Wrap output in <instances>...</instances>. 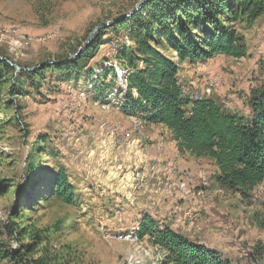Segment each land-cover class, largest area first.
<instances>
[{"label": "rangeland", "instance_id": "374dc122", "mask_svg": "<svg viewBox=\"0 0 264 264\" xmlns=\"http://www.w3.org/2000/svg\"><path fill=\"white\" fill-rule=\"evenodd\" d=\"M138 1L0 0V61L19 67L0 70V241L13 248L30 243L28 257L44 264H165L158 246L135 235L143 211L155 210L229 264H264V229L255 220L264 225V180L241 194L221 189L211 171L206 186L198 171L185 174L172 164L180 198L158 197L155 189L169 175L148 163L157 128L124 114L116 101L93 98L123 83L121 63H129L117 55L134 42L125 27L106 24ZM233 26L244 37V57L183 61L180 75L191 97L213 98L249 119L252 91L264 83V13ZM88 39L96 48L70 70L39 72L75 60ZM60 171L72 203L52 194ZM18 228L30 235L20 237Z\"/></svg>", "mask_w": 264, "mask_h": 264}, {"label": "trees", "instance_id": "16d2710c", "mask_svg": "<svg viewBox=\"0 0 264 264\" xmlns=\"http://www.w3.org/2000/svg\"><path fill=\"white\" fill-rule=\"evenodd\" d=\"M263 13L264 0H148L132 15L110 25L129 30L134 48L129 51L122 47L117 55L129 63H121L125 82L114 89L115 93L110 87L103 97L93 98L100 103L116 101L124 114L165 126L179 151L214 160L216 183L221 189L246 194L264 180V83L252 91L247 119L224 111L213 98L191 97L177 74L184 60L192 63L215 54L244 57V37L233 24L252 22ZM92 44L74 62L43 65L39 72L70 70L76 61L92 54L97 46ZM167 50L175 60L165 54ZM7 69L12 68L1 60L0 70ZM94 84L93 91L102 87L101 82ZM71 190L60 171L55 175L52 194L72 203ZM16 230L20 237L30 235L25 228ZM135 235L139 239L147 236L158 246L164 252L165 264H229L187 232L161 228L147 214L139 219ZM32 247L21 243L13 248L0 241V264H44L42 257H28Z\"/></svg>", "mask_w": 264, "mask_h": 264}, {"label": "crops", "instance_id": "0c3cea01", "mask_svg": "<svg viewBox=\"0 0 264 264\" xmlns=\"http://www.w3.org/2000/svg\"><path fill=\"white\" fill-rule=\"evenodd\" d=\"M187 61L188 63L191 64V62H189L188 60H184ZM183 62V61H182ZM181 63V62H180ZM193 64H191L192 66ZM178 79L180 82H182L185 86V78L183 75H180V69L178 71ZM224 102V101H223ZM226 105L228 104V102H225ZM227 108V106H225ZM250 112V111H249ZM233 113V112H232ZM235 114V113H233ZM237 115L241 116V114L236 113ZM151 127L153 128H157L155 129V131L152 132V139H153V145L155 147V149L152 151L151 156L153 157V161L151 159H149L148 163H157L156 168H158L160 171V175L162 176H166V173L169 175V178H167L168 182L164 181L163 182V187H161L160 189H155L156 190V196L160 197V196H164L168 199H173V198H180V195H178V190L176 189V187H174L175 185L173 183V181H175V170L176 168H172V164H178L179 167L185 172H199L201 178H202V183L201 184H205L206 186H208L210 183L206 178L207 172H213L214 175V182L216 183V175H217V167L214 164V160L207 157V156H195L187 151H179L177 149V144L176 141L172 139L171 136V132L169 131V129H167L165 126L159 124V123H151L150 124ZM157 131L159 132V135L157 133ZM155 158H158L155 160ZM176 158H180L179 160H177ZM209 158V159H207ZM179 161V162H178ZM209 166V167H207ZM209 168V169H208ZM201 169V170H198ZM154 171V170H153ZM164 172V173H163ZM200 178V177H199ZM200 178V179H201ZM217 184V183H216ZM179 188V187H178ZM201 193V195H204V192L201 191L199 192ZM189 194V191L186 193ZM182 196V195H181ZM190 196V195H189ZM147 213H151V215L153 217H151L152 219H154L155 221H157V223L160 225L161 228L164 227H168L172 230H176L177 228L174 227L171 224H166L165 222H163L159 216V211H155V210H151V211H147L144 210L143 214L141 215V217ZM140 217V218H141Z\"/></svg>", "mask_w": 264, "mask_h": 264}, {"label": "water", "instance_id": "95a60500", "mask_svg": "<svg viewBox=\"0 0 264 264\" xmlns=\"http://www.w3.org/2000/svg\"><path fill=\"white\" fill-rule=\"evenodd\" d=\"M147 1H148V0H139L138 3L135 5V7H134L129 13L123 14V15H121V16L118 17V18H124V17H127V16L132 15V14L135 13L137 10L141 9V7H142ZM118 18H117V19H118ZM117 19L112 20L111 22L107 23L106 25H107V26H110V25H111L112 23H114L115 20H117ZM102 27L104 28V27H106V26L103 25ZM88 42H89V39H88L86 45H85L84 47H82L81 49H79L75 54H73L72 57L79 56V55L81 54V52L87 48V46H88ZM0 59H1V58H0ZM51 63H53V62H51ZM8 64L11 65V66H13L15 69H19V67H18L17 65L12 64V63L9 62V61H8Z\"/></svg>", "mask_w": 264, "mask_h": 264}, {"label": "bare ground", "instance_id": "6f19581e", "mask_svg": "<svg viewBox=\"0 0 264 264\" xmlns=\"http://www.w3.org/2000/svg\"><path fill=\"white\" fill-rule=\"evenodd\" d=\"M121 80H122V79H121ZM123 82H125V79H123ZM122 84H123V83H122ZM123 86H125V85H123ZM207 91H208V90H207ZM204 95H205V93H204ZM198 96H199V95L196 94L193 98H198ZM200 97H201V96H200ZM204 97H205V96H204ZM103 107H104V106H103ZM117 108H119V107H117ZM138 176H140V174H138L137 177H138ZM137 186H138V185H137ZM184 187H185V183H184V182H180L179 188H180V189H184ZM118 237H119L120 239L123 238L121 235H118Z\"/></svg>", "mask_w": 264, "mask_h": 264}, {"label": "built area", "instance_id": "2783aa9c", "mask_svg": "<svg viewBox=\"0 0 264 264\" xmlns=\"http://www.w3.org/2000/svg\"><path fill=\"white\" fill-rule=\"evenodd\" d=\"M208 91H210V89H208Z\"/></svg>", "mask_w": 264, "mask_h": 264}]
</instances>
